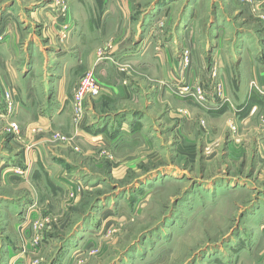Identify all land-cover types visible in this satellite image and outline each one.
<instances>
[{
    "label": "rangeland",
    "instance_id": "rangeland-1",
    "mask_svg": "<svg viewBox=\"0 0 264 264\" xmlns=\"http://www.w3.org/2000/svg\"><path fill=\"white\" fill-rule=\"evenodd\" d=\"M8 1L0 0V43L7 36L2 22L7 18L5 4ZM45 1L49 16L68 14V0ZM155 1L133 0L134 15L142 16ZM171 1L176 4L169 16L161 17L160 29L155 32L157 36L166 27L176 26L181 8L187 6L189 0ZM216 1L214 6L212 0H205L202 14L205 18H201L199 24L201 39H211L208 20L218 9L224 19L233 16L232 20L237 21L239 27L251 28L252 42L259 38L261 43L264 42V0L253 1L250 5L245 3L246 0ZM21 2L31 6L32 0ZM67 17L63 27L59 30L56 27L57 31L53 20L45 28L49 29L45 36L50 39L55 35L58 39L66 36ZM230 32L226 30L221 36V50L213 52L215 60L212 64L209 62L212 48L203 52L210 64L205 70L208 88L198 77L197 80H186V74L182 77L183 89L179 88V73L197 68L193 60L200 56L201 48L194 54L188 48L176 53L170 71L172 91H179L180 95L188 91L191 100L201 106H206L212 97L222 107H232L221 140L215 146L199 149L198 160H189L179 149L178 137L171 135L168 118L163 116L167 101L156 107L160 117L156 116L154 151L141 140L138 148L127 147L119 153L100 141L89 149L74 135L55 129L51 133L55 159L48 156L49 160H34L33 163L31 160L29 176L24 181H16L12 186L7 175L25 176V170L14 167L13 172L5 174L0 166V196L4 199L27 196L29 199L31 194L22 186L26 184L32 188L36 210L34 215L30 204L24 208L0 205V264H264V142L259 145L251 140L245 146L248 148L243 158L241 152L232 158L231 153L235 150L228 148L229 132L238 133L240 129L236 121L238 108H234L230 100L225 74L221 76V68L224 73L228 71L226 46ZM157 39L163 41V38ZM106 45L100 41L94 45L97 60L106 55ZM100 53L102 57L97 56ZM256 56L261 67L264 48L258 50ZM218 58L225 60L224 67L223 64L219 66ZM117 65L131 78H144L146 88L154 84L149 75L130 65ZM262 70L264 67L258 69L257 74ZM96 78L99 81L97 74ZM79 80L72 98V120L77 127L84 124L86 115V111L82 116L77 114L73 106ZM124 83L128 84V81ZM99 85L100 94L87 101L101 96L104 88L100 81ZM251 85L264 94L257 79L252 80ZM0 86H3L0 89V127L3 125L0 128V153L17 152L18 155L24 150L18 145L23 136L21 125L12 118L17 110V98L13 89ZM198 88L202 90L201 94H198ZM8 93L13 96L10 102L5 99ZM177 112L180 113V109ZM186 112L187 117H192L190 111ZM259 112V118L264 120V104ZM199 125L207 128V121L201 119ZM10 140L18 141L10 147ZM35 170L37 172L32 173ZM0 202L10 201L0 199Z\"/></svg>",
    "mask_w": 264,
    "mask_h": 264
},
{
    "label": "crops",
    "instance_id": "crops-1",
    "mask_svg": "<svg viewBox=\"0 0 264 264\" xmlns=\"http://www.w3.org/2000/svg\"><path fill=\"white\" fill-rule=\"evenodd\" d=\"M68 1L67 15L63 12L50 16L45 0H32L31 6L22 5L21 0H10L5 4L7 18L3 19L2 24L7 29V36L0 43V85L13 89L14 97L17 98V110L12 118L21 125L23 136L18 145L24 151L18 155L17 152L0 153V166H3L5 174L13 172L14 167L25 170V176L14 173L7 175L12 186L16 185V181H24L29 176L31 160L32 163L34 160H49L48 156L55 159V143H52L51 138L55 129L74 135L79 143L89 149L100 141L119 153L127 147L138 148L141 140L154 151L156 116L160 117L156 107L165 101L166 110L162 113L164 118H168L171 135L178 137L179 149L185 157L198 160L199 149L215 146L221 140L226 129L224 123L231 115L232 107H222L212 97L206 106H201L191 100L188 91L185 95L172 91L170 71L176 53L188 48L194 54L201 48L200 56L193 60L198 69L185 73L181 71L179 88L183 89L182 77L185 74L186 80H197L198 77L201 79L199 82L208 88L205 70L215 60L213 52H220V38L226 30L231 31L226 46L228 71L224 73L221 68V76L225 74L230 100L233 107L238 108L236 121L240 128L238 133L230 131L228 135L229 151L235 150L234 154L230 152L231 157L235 159L241 152L240 157L243 158L248 148L245 146L251 140L263 144L264 120L259 118L258 111L264 104V94L254 89L256 87L251 82L257 79L258 84L264 88V71L257 74V70L264 67V59L263 62L260 60L262 65L259 67L256 56V52L264 48V42L261 43L260 38L251 41V28L239 27L237 21L232 20L233 16L224 19L217 9L208 20L212 29L209 33L211 39L203 40L199 34L202 29L199 24L205 18L202 16L205 0H185L188 1L187 6L181 8L176 26L172 29L166 27L157 36L155 32L158 33L157 29H160L161 17L171 14L176 4L171 0L155 1L142 16L137 17L134 15L133 0ZM212 1L216 6L217 1ZM253 1L256 0H246L245 3L250 5ZM66 16H69L67 35L59 39L57 35L52 39L46 37L49 29L45 28L55 20V31L59 30ZM225 26L228 29L225 30ZM157 38H163V41ZM99 41L107 44L108 50L105 56L97 60L93 47ZM209 47L212 48L210 64L203 53L209 51ZM122 63L149 75L154 84L146 88L144 78H131L119 69L117 64ZM224 63L223 58H218L220 67L221 64L224 67ZM90 67L95 69L104 89L99 98L88 99L85 122L77 127L72 120L73 92L84 70ZM234 70H237L236 73ZM125 80L128 84L124 83ZM179 109L180 113L177 112ZM186 110L191 112L192 117H187ZM201 119L207 121V128L199 125ZM15 142L10 140V147ZM22 186L31 194L29 199L27 196L12 199L0 196V199L10 201L0 202L1 207L13 208L16 205L24 208L30 204V208L34 209L32 188L26 184ZM31 211L35 215L36 210Z\"/></svg>",
    "mask_w": 264,
    "mask_h": 264
},
{
    "label": "built area",
    "instance_id": "built-area-1",
    "mask_svg": "<svg viewBox=\"0 0 264 264\" xmlns=\"http://www.w3.org/2000/svg\"><path fill=\"white\" fill-rule=\"evenodd\" d=\"M64 11L66 10V5H64ZM67 26V25H66ZM98 57H102V54H97ZM214 73L216 74L215 70ZM198 94H201V89L198 88ZM101 88L99 81L96 78L95 70L90 68L84 71L80 77L76 92L74 93V103L73 106L77 110V114L83 115L86 111L87 98L95 97L100 94ZM10 93L5 97L7 101L11 100ZM13 97V96H12ZM15 124V123H14Z\"/></svg>",
    "mask_w": 264,
    "mask_h": 264
}]
</instances>
